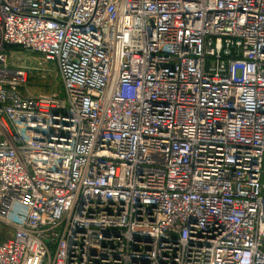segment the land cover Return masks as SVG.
I'll return each instance as SVG.
<instances>
[{
    "label": "built area",
    "instance_id": "1",
    "mask_svg": "<svg viewBox=\"0 0 264 264\" xmlns=\"http://www.w3.org/2000/svg\"><path fill=\"white\" fill-rule=\"evenodd\" d=\"M0 264H264V0H0Z\"/></svg>",
    "mask_w": 264,
    "mask_h": 264
},
{
    "label": "rangeland",
    "instance_id": "2",
    "mask_svg": "<svg viewBox=\"0 0 264 264\" xmlns=\"http://www.w3.org/2000/svg\"><path fill=\"white\" fill-rule=\"evenodd\" d=\"M9 60L15 65H26L31 70L27 92L49 95L56 93L58 97L64 98V89L54 63L44 61L38 54L25 52L20 49L9 48L6 50ZM36 66L40 69L36 71Z\"/></svg>",
    "mask_w": 264,
    "mask_h": 264
},
{
    "label": "crops",
    "instance_id": "3",
    "mask_svg": "<svg viewBox=\"0 0 264 264\" xmlns=\"http://www.w3.org/2000/svg\"><path fill=\"white\" fill-rule=\"evenodd\" d=\"M25 67H26V65H24ZM30 83V82H29ZM31 93V92H30ZM33 95H36V96H40V95H42L41 93L39 94V93H36V94H34V93H32Z\"/></svg>",
    "mask_w": 264,
    "mask_h": 264
},
{
    "label": "trees",
    "instance_id": "4",
    "mask_svg": "<svg viewBox=\"0 0 264 264\" xmlns=\"http://www.w3.org/2000/svg\"><path fill=\"white\" fill-rule=\"evenodd\" d=\"M12 48L19 49V48H16V47H12Z\"/></svg>",
    "mask_w": 264,
    "mask_h": 264
}]
</instances>
